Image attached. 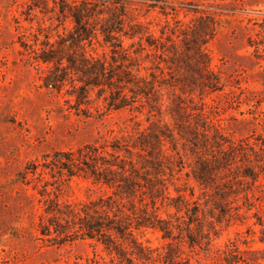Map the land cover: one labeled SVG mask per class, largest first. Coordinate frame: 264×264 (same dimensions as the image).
Instances as JSON below:
<instances>
[{
	"label": "trees",
	"instance_id": "trees-1",
	"mask_svg": "<svg viewBox=\"0 0 264 264\" xmlns=\"http://www.w3.org/2000/svg\"><path fill=\"white\" fill-rule=\"evenodd\" d=\"M107 1L39 0V12L52 15L50 20L59 22L58 27L65 26L68 20L73 24L67 36H59V41L53 43L48 35L39 53L34 52L39 66H45L41 79L46 89L65 91L75 99L78 109L90 106L96 93L109 110H147L148 122L155 113L163 116V104L159 103L164 85L178 88L190 97V103L197 91L203 94L219 90L220 79L211 70L204 50L213 36L210 28L201 25L185 34L184 51L180 52L173 40L162 42L143 25H128L127 0H114V7L106 12L101 7ZM202 21L204 18L199 20ZM94 42L108 46L110 54L94 55L89 50ZM66 43L69 49L62 53L60 47ZM136 44L139 49L131 53ZM159 52L171 79L181 67L186 70L185 79L167 82L164 76L160 81L154 73L141 74L138 54L146 53L148 58ZM184 58L189 61L184 62ZM186 101L178 96L170 107L175 129L161 121H151L148 129L133 135L46 156L43 169L50 170L53 178L80 177L99 186L105 194L78 208L52 200V205L45 209L48 218L40 219L41 235L58 246L77 240L90 242L94 254L84 264H193L185 246L210 251L218 225L243 218L241 207L231 205L239 200L252 204L250 194H254L264 172V142L257 152L249 144L227 140L202 109L195 108L196 105L189 107ZM175 130L183 150L194 159L193 179L205 193L211 192V200L206 202L213 204L210 219L200 202L194 200V191L187 196L189 187L176 184L189 155H181L176 147H166L168 141L174 142ZM259 221L264 227V222ZM147 230L161 233L166 245L155 249L142 243L138 234ZM260 242L264 244V236ZM231 244L219 251L222 264H264V250L243 252Z\"/></svg>",
	"mask_w": 264,
	"mask_h": 264
},
{
	"label": "rangeland",
	"instance_id": "rangeland-1",
	"mask_svg": "<svg viewBox=\"0 0 264 264\" xmlns=\"http://www.w3.org/2000/svg\"><path fill=\"white\" fill-rule=\"evenodd\" d=\"M112 2L103 3L101 9L108 12L114 7ZM125 13L128 25H143L162 42L173 40L180 52L184 51L185 36L195 27L205 25L213 33L204 50L211 70L220 79L219 90L203 94L197 91L190 103V97L178 88L164 85L159 103L163 104V116L155 113L151 121H161L175 129L170 107L182 95L187 106L196 105L203 110L224 138L236 144H249L258 152L264 142V0H127ZM51 17L39 12V0H0V264H84L87 257H92L94 248L88 241L58 246L42 236L40 219L48 218L45 209L52 205V200L78 208L105 193L80 177L53 178L50 170L43 169L45 157L133 135L148 129L151 123L147 121V110H109L96 93L90 106L78 109L75 99L65 91L58 93L43 86L45 66H39L34 52L39 53L46 36L54 43L73 28L69 20L58 27L59 22L51 21ZM201 18L205 21L199 22ZM126 43L130 44L128 40ZM68 49L67 43L60 47L62 53ZM137 49L138 44L130 52ZM89 50L98 56L110 54L108 46L97 42ZM160 55L159 52L147 58L146 53L138 54L142 75L154 73L158 80L162 81L164 76L167 82L185 79L184 67L174 71V80L171 79L168 65ZM179 139L175 130L174 142L168 141L166 147H176L185 156L188 152ZM188 155L176 184L189 187L187 196L194 191V200L200 202L210 219L213 204L206 202L211 200V192L205 193L193 179L194 159ZM251 159H255L253 155ZM170 190L176 197L174 186ZM250 196L252 204L239 200L231 205L241 207L243 218L218 225L210 251L185 246L193 264H222L219 251L231 243L243 252L264 250L260 242L264 227L259 221L264 222V172ZM174 212L170 211L172 215ZM138 239L155 249H162L167 243L161 233L153 230L139 233ZM97 250L101 253V248Z\"/></svg>",
	"mask_w": 264,
	"mask_h": 264
}]
</instances>
